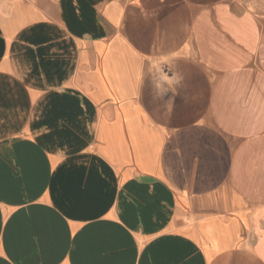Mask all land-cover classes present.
I'll return each mask as SVG.
<instances>
[{"label":"crops","instance_id":"0c3cea01","mask_svg":"<svg viewBox=\"0 0 264 264\" xmlns=\"http://www.w3.org/2000/svg\"><path fill=\"white\" fill-rule=\"evenodd\" d=\"M0 264H264V0H0Z\"/></svg>","mask_w":264,"mask_h":264}]
</instances>
